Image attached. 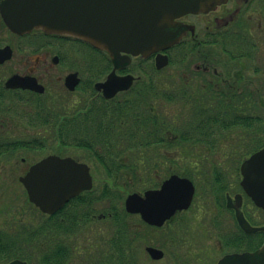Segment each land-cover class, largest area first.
I'll use <instances>...</instances> for the list:
<instances>
[{
  "label": "flooded vegetation",
  "instance_id": "obj_1",
  "mask_svg": "<svg viewBox=\"0 0 264 264\" xmlns=\"http://www.w3.org/2000/svg\"><path fill=\"white\" fill-rule=\"evenodd\" d=\"M174 30L181 33L178 43L148 56L126 52L113 56L82 39L64 35L44 32L19 35L8 28L1 32L0 50L8 48L10 52L9 57L2 55L5 57L0 58V156L13 157L20 151L17 149L20 146L30 148L32 136H28L27 125L29 128L32 124L36 127L45 121V129L42 125L38 128L42 130L40 135H45V140L54 139L57 142L59 135L48 128L50 122L56 123L57 130L65 122H70L68 124H71L72 138L81 136V125H88L90 130L95 123L104 122V125L98 126L105 131L106 142L103 138L96 139L98 134L91 136V140L98 142L99 146L87 149V159L63 156L59 149L51 148V153L29 164L26 169L24 174L33 165L52 155L71 157L76 163L87 166L92 178L91 189L82 191L53 214L42 212L27 196L28 203L43 214L44 230L40 231L43 237L48 235V230L45 229L48 217L56 215L71 201H74L71 206L73 219H83L84 223L91 221L92 226H99L100 224L96 225L97 222L102 223L106 228L105 222L111 217L110 212L96 215L87 213L86 209L100 198L95 192L99 191L105 196L110 187L123 188L122 204L126 210L125 204L130 194L138 193L144 197L147 191L160 190L165 181L178 175L193 182L194 201L198 183L194 176L185 174L191 173L194 169L190 167L197 165L193 162L186 164L187 157H206L216 150L215 153L221 155L223 151L231 157L241 151L246 159L264 147V138L259 145L260 140L255 142L253 137L258 125L264 127V0H225L210 11L175 18ZM5 32L8 34L6 38L3 35ZM66 44L90 49L95 58L92 59L89 55L87 59L91 58L95 65L98 64L99 56H104L105 68L99 78L91 80L94 75L91 74L88 77L91 82L87 85L88 80L85 81L84 78L87 74L85 68L88 66L80 67L76 61L72 62L63 52ZM158 57H161L160 61ZM16 77L15 83H9ZM43 96L45 98L41 100ZM100 106L103 108L101 111L98 108ZM167 107L187 109L185 115L189 120L179 118L175 123L178 115L168 111ZM259 134L260 137L263 135ZM23 141L28 143L23 145ZM231 142L234 147L228 148ZM58 146L64 147L62 143ZM102 146H106L107 150H102ZM244 146L248 148V152L243 150ZM47 147L48 143L44 149ZM149 147H152V151ZM108 151L112 154H107ZM176 151L180 155L177 156V164L174 162L164 168L163 165L172 160L169 156L171 152L175 155ZM105 155L124 157L126 168L129 166L131 170H136L138 183L132 176H128L123 184L110 182L111 178L107 174L116 163L106 160ZM135 157H138L140 163L131 162L130 159ZM142 160L145 162L141 163ZM241 164L237 170L240 174L239 184ZM202 168L197 167L195 172H202ZM223 169L227 170L223 166L211 170H221V173ZM151 170L156 174L153 175ZM98 172H103V179L96 182L95 175ZM122 172L126 173L124 170ZM128 185H132L133 190L128 191ZM241 193L226 192L224 195V208L228 214H232L234 220L235 210L229 207L228 201L231 199L235 204L236 195ZM245 199L243 196L241 209L244 214ZM186 211L177 212L162 226L145 223L141 214L135 215L149 228L160 231L182 218ZM247 219L250 221L248 217ZM200 231L202 232L185 231L188 238L180 239L181 244L184 241V255L179 251L180 244L175 246L178 249L173 252L176 261L187 264H218L226 255L253 252L259 248H254V241L249 238L248 245L251 249L234 250L233 245L237 243V239L229 241L230 232H226L221 236L222 255L218 259L212 258L210 247H194V242H199ZM234 232L238 236L240 231L237 229ZM20 233L14 230L12 238L6 234L0 236V253H15L23 240ZM141 237L143 238L142 235ZM224 237L227 240L224 241ZM72 240L75 241L73 238ZM173 241L176 244L178 239ZM142 242L149 260L159 262L165 258L164 245H154L149 235ZM25 244H28L22 246L25 252L34 250L26 240ZM147 248L161 250L163 258L154 260ZM224 251L226 252L223 253ZM15 260L29 264L15 256L4 263L0 256V264H9Z\"/></svg>",
  "mask_w": 264,
  "mask_h": 264
},
{
  "label": "water",
  "instance_id": "obj_2",
  "mask_svg": "<svg viewBox=\"0 0 264 264\" xmlns=\"http://www.w3.org/2000/svg\"><path fill=\"white\" fill-rule=\"evenodd\" d=\"M225 0H1L0 14L7 27L24 35L34 30L71 36L87 41L113 56L120 52L148 56L179 41L174 19L188 13L207 12ZM8 48L0 58L9 57ZM161 57H158V61ZM163 66L165 65L162 64ZM161 66V65H160ZM17 80V77L9 83ZM241 186L255 205L264 210V148L241 165ZM29 199L42 212L53 214L71 198L92 187L87 166L72 158L49 156L33 165L20 177ZM195 193L187 178L173 175L160 190H149L142 197L133 193L126 200L129 213L141 214L150 225L162 226L176 212L188 209ZM235 210L240 227L248 234L264 231L245 218L241 210L243 196L236 195ZM154 260L162 259L161 250L147 248ZM9 264H27L15 260ZM218 264H264V244L253 252L224 256Z\"/></svg>",
  "mask_w": 264,
  "mask_h": 264
},
{
  "label": "rangeland",
  "instance_id": "obj_3",
  "mask_svg": "<svg viewBox=\"0 0 264 264\" xmlns=\"http://www.w3.org/2000/svg\"><path fill=\"white\" fill-rule=\"evenodd\" d=\"M3 35H5L4 36L5 38L8 36L6 32L3 33ZM63 52L69 59L71 58L72 62L76 61V63H78L80 67L88 66L87 68H85L87 69V74H86V77L84 78L85 81L88 80L87 85L91 82V81L89 82L88 77L90 78L94 74L91 80L99 78L101 72L105 68L104 66L105 61L103 58L104 56L103 57L99 56L98 64L95 65L94 64L95 61L93 62V60H91V58L93 59L94 57L93 55H91L92 51L88 49L87 47H80L76 44L74 45L66 44L65 51ZM89 55H91V58L87 59ZM95 55L97 56V54ZM34 62H35V58H33L32 60V63ZM80 67H76V69ZM174 68L175 67H173V69ZM82 70H84V68ZM84 76H85V73H84ZM44 98L45 96H43L41 100H44ZM173 107L172 108L167 107V108H168V111L170 110V112L176 113L178 115V118L175 120V123L178 121L179 118L183 120L184 119L189 120L188 117H186L185 115L188 112L187 109L177 108V107L173 108ZM98 108L100 111L103 109L102 106ZM98 125L100 126L104 125V122L95 123L94 126L90 130H89L88 125H81L79 128L81 129L79 131V135L81 136L84 135L83 137L87 138L86 140L90 144L93 143V141L91 140V136L97 135V134L98 135L96 136V139L103 138V140L106 142L105 131L101 130ZM27 127H28L27 132L29 133V135L28 134L27 135L29 137L31 136L38 137L42 141L43 144L48 143L47 149H44V147L39 148L38 147L39 142H36V143H32L29 146L30 148H33V149L20 146L19 148H17V149H20V151L15 153V156L13 157L12 156L11 157L0 156V231L2 232V233L0 232V236H2L3 234H6L8 237L12 238L11 234H13V231L15 230V232L17 231L18 233L22 232L19 235L23 239L21 241V244L19 243L20 245L19 248L15 249L16 254H13L14 256H18L17 252L18 253L25 252L24 250L25 248L22 247V246H28V244H25V240L27 241V239H30L31 232L35 228H38V226L43 223V218H44L43 214H41L40 211L35 210L28 203L25 188L19 182V177L24 175L29 164H32L38 161L39 159L43 158L45 155L51 153V150H54L56 148L59 149L63 153L62 154L63 156L69 155L71 157H78L79 159H87L86 156L88 152L87 148L86 147L84 148V146H80L77 148L72 147V146L61 148L58 146L61 143L60 141L56 142L54 139L45 140L44 138L46 136L44 135L43 137L42 135H40V133L42 134V132H37V130L39 129L37 128V130H35L36 127L33 126V124L30 125V128L28 125ZM258 127L259 128L262 127L263 129H258ZM262 130H264V127L262 125L261 126L258 125L257 128H255L254 135H253L255 142L259 141L257 139L260 137L259 133L261 134L263 133V132H260ZM36 132L38 133V135L34 136L36 135L34 134ZM94 143H95L94 146L98 145V142L95 141ZM233 144L234 143L231 142L228 148L234 147L232 146ZM224 147H225V144H224ZM149 148H150L149 150L152 151V147H149ZM23 149H30V150L27 151ZM103 149L107 150L106 146H102V150ZM247 149H248L247 147L246 148L245 146L243 147V150L246 152H248ZM214 151H211L212 154H208L206 155V157L205 155H203L201 158L198 156L187 157L188 158L187 160L189 162L186 161V164L193 162L194 164L197 165L196 167H190V169H194L193 171H191V174H193V176L195 177V180L198 183V187H197L198 193L195 197V200L192 203V207L188 211H186L185 215L182 218H178L177 220H175L171 224V226L165 230L157 231V230H154L153 228L139 227L140 236L142 235L143 238L141 237V239H139V246L137 247L133 246L134 248L133 250H131L133 253H135V260L141 261L142 264H187L179 260L176 261V259L173 258L174 250L175 249L176 251L178 250L177 248H175V246H179V244L180 246L178 248L181 249L179 251L182 256L184 255V252L182 251L184 250V245H183L184 241H183V244H181L182 240L180 239L184 240L185 238H188V234L185 232L186 230H202V232L200 231L201 233H199L198 235L199 242L198 243L194 242V247L196 248H198L199 246L205 247V248L210 247L212 249V252H211L212 258L216 257L218 259L222 255L221 253L222 248L220 247L222 234L226 232H230V235L228 236L230 238L229 241H231L233 238L232 233L235 236H237L236 235L237 232H234L238 229L237 222L236 220H234V217L232 216V214L231 215L228 214V211L226 210V208H224L225 206L224 203H226V198L223 197V195L225 192L223 193L219 191V187L222 185L223 182L217 183V181L215 182L214 178L215 177L219 179L221 178L224 180V182L226 179V182L224 183V185H226L228 189L231 188V193H236L238 191V187H236V184L238 180L240 179L237 170L240 167V164L242 163V161L245 159V156L241 153V151L238 152L240 154L238 155L235 154L232 157L226 155L225 152L223 151L221 152V155L219 153H215ZM9 152L12 153V151H9ZM108 152L109 153L107 154H112V152L110 151ZM174 154L175 155H173V153L171 152L169 156L170 158H172V160L171 162L165 163V165H163L164 168L169 167L171 163H174V162L175 164H177V160H178L177 156H180V155L177 153V151ZM22 158H25L24 162L22 161ZM104 158L106 160H109V162L113 161V163H117L118 161L116 156L105 155ZM118 158H121L122 160V158L124 157L118 156ZM130 160L131 162L136 163L137 161L138 163H140L138 157L132 158ZM143 162H145V160L141 161V163ZM221 166H223L227 170L223 169L224 171H222L221 173H219L221 170L218 172L217 171L214 172V170H211V169L219 168ZM197 167H200V168L203 167L202 169L204 170H202V172H200V170L195 172ZM95 174L96 173H94V175ZM152 174L155 175L156 173L152 171ZM232 174L234 175V177ZM161 175H165V173L163 174L161 173ZM95 177H96L95 181L99 182L101 179H103V172H98L95 175ZM109 181L111 182V180ZM109 181L105 180V182H109ZM122 190L123 189L121 188L111 189L110 187L108 188V191H107L108 195H105V196H103L102 193L99 191L95 192L97 195H100V198L93 202L95 203L94 205H91L89 208L86 209L87 213H90V214L95 213L96 215L107 213V212L111 213L112 206H115V205L117 206V208L118 207L122 208L123 207L122 200H119V198L122 196L121 194L118 193V192H121ZM244 206H246V199H245ZM247 209L250 210V205L249 206L247 205ZM253 214L257 218V221L254 220L255 222L264 221L263 220L264 217H262L260 212L253 213ZM117 221L118 219L113 221L111 220V218L108 217L105 223L106 224L109 223L111 225L112 222L115 223ZM85 225H87L85 228V230H87L86 233L88 232V230H91V229L95 230V228L97 227L96 229L98 230L96 232L100 230V233L102 235H104L105 233L106 235L109 234L108 226L106 227V230H103L104 226L102 223L97 222L96 225H99V226H92L93 224L87 221L85 222ZM89 225L91 226L89 227ZM148 235L152 239V243L154 245H158V246L164 245L166 256L163 260L159 262H154L152 260H149V258H147L145 247H143L142 245L143 244L142 240L144 239V237ZM204 235L206 237H204ZM176 238L178 239V241L176 242L177 245L174 244L175 242L173 241ZM76 240H77V237H76ZM94 240H95V237H90L89 235L86 234L85 238H82L80 239V242H77V245L80 244V246L86 247L84 245L92 244ZM102 240L103 239L99 240L98 243L100 244ZM225 240H227V237H224V241ZM223 248L226 249V247H223ZM143 252H144V255H143ZM225 252L226 251H224L223 253ZM177 254L178 256H181L179 253ZM9 255H10L9 252L0 253V256L2 257L4 263L10 261L11 258H9L10 257Z\"/></svg>",
  "mask_w": 264,
  "mask_h": 264
},
{
  "label": "trees",
  "instance_id": "obj_4",
  "mask_svg": "<svg viewBox=\"0 0 264 264\" xmlns=\"http://www.w3.org/2000/svg\"><path fill=\"white\" fill-rule=\"evenodd\" d=\"M3 30H7V28L0 16V36ZM43 122L46 123L45 121ZM68 123L70 122H65V124H63L59 130H57L56 128V123H51V122L48 123V128L50 127L55 134L59 135L58 141H60L64 145V147L78 145V146H84V148L86 147L87 149L97 148V146H94L95 143L93 140H92L93 143L90 144L83 136L78 137L77 135L72 138L71 135L72 131L70 127L71 124ZM43 124L40 125L44 126L45 124L44 125ZM40 125L38 124L36 125V127L41 128ZM62 128H64V130ZM37 132H42V130L39 129L37 130ZM37 132L36 135L34 136L38 135ZM263 138H264V132L263 135L257 139L260 140L258 142L259 145L262 144ZM181 140L184 141V138H182ZM36 142H39L38 144L39 148L45 147L44 146L45 144H43L38 137H33L30 139L31 144ZM27 143H28L27 141L22 142L23 145H26ZM257 149L259 148H256V150ZM116 157L118 159L117 163L113 165L111 170L109 169L107 174L109 179L111 178L110 180L112 182H118L120 184H123V181H126L128 176H132L135 179V181L138 183V179H137L138 175L136 170L135 171L131 170L129 166L126 168V166L123 163L124 158H122L121 160V158H118V156ZM122 170H124L126 173L123 174ZM189 174L193 176V174L191 173L185 175H189ZM238 175L240 177L239 172ZM214 180L215 182L217 181V183L223 182L222 185L219 187V191L223 193L231 192V188L228 189V187L224 185L226 179L225 182L223 179L221 178L219 179L217 177H215ZM127 187L129 188L128 191L133 190L131 189L132 185L131 186L128 185ZM236 187H238L239 192H242V188L239 182H237ZM118 193L121 194L122 196L121 192ZM119 200L123 201V196L120 197ZM246 200H247L246 204L248 206L250 205V210L247 209V205L245 206L244 210L246 216L250 219V221L254 225L264 226V221L263 222L254 221V220L257 221V218L253 214L260 212L262 217H264V211L256 207L254 203L250 200V198H248L247 196H246ZM73 203L74 201H71V203H69L64 209H62L56 215L48 217L45 227V229L48 230V235L46 237H43L40 233L41 230H44L42 226L43 224H40L38 228H35L31 232L30 239H27V243L32 245V248L34 249L32 252L30 253L17 252L18 256L15 257L23 258L24 260L28 261L29 264H142L141 261L135 260V253L131 251L133 250L134 247L139 246V239H141L139 227L142 225L143 228L148 227L140 219L139 216L128 214L124 209V207L117 208V206L115 205L112 206L110 218L113 221L118 219V221L115 223L112 222L111 225L107 223V226L109 228V234L106 235L105 233L104 235H102L100 232H96L98 229L95 230L91 229L88 230V232L86 233L87 230H85V228L87 225H85L84 223L85 220L72 218L71 206ZM88 222L90 223L91 221ZM90 226L91 225H89V227ZM237 228L239 229L240 232L236 237L235 235H233L234 241L235 239H237V243H234L233 245L234 250L242 251V250L251 249V246L249 247L248 245L249 238H252V240L254 241V248H258L263 244L264 232L248 235L245 234L242 230H240L238 226ZM103 230H106V228H104ZM86 234L89 235L90 237H95L93 243L84 245L86 247L80 246V244L77 245V242H80V239L85 238ZM72 238L75 239V241H73ZM101 239L103 240L99 244L98 241ZM13 254H16V252L10 253V258L14 257Z\"/></svg>",
  "mask_w": 264,
  "mask_h": 264
}]
</instances>
